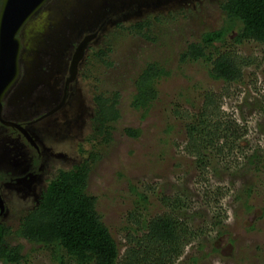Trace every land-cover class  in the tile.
<instances>
[{
  "label": "rangeland",
  "instance_id": "1",
  "mask_svg": "<svg viewBox=\"0 0 264 264\" xmlns=\"http://www.w3.org/2000/svg\"><path fill=\"white\" fill-rule=\"evenodd\" d=\"M225 1L147 0L141 6L131 0H48L25 25L21 72L4 99L6 117L20 122L61 104L76 48L87 35H97L64 105L33 125L48 153L45 182L33 185L34 192L0 185L1 222L10 229L6 241L23 245L21 264H58L50 250L16 231L60 168L84 164L90 167L87 191L98 197L97 208L122 253L126 227L136 225L128 219L131 210L140 206L146 213V206L153 217L175 205L164 197H179L184 205L178 212L197 235L176 264H264V44H236L233 35L224 45L216 43L250 61L240 83L213 79L206 59H184L191 43L225 24ZM142 21L149 23L144 34L132 29ZM151 63L164 73L156 81L158 97L145 111L133 102L137 79ZM209 92L222 103L215 120L234 130L215 138L203 164L189 150L187 126ZM99 95H118L120 118L110 127L96 121ZM127 128L141 133L133 137ZM236 133L241 138L232 145ZM22 153L37 156L24 137L0 125V168L19 176L30 163Z\"/></svg>",
  "mask_w": 264,
  "mask_h": 264
},
{
  "label": "trees",
  "instance_id": "2",
  "mask_svg": "<svg viewBox=\"0 0 264 264\" xmlns=\"http://www.w3.org/2000/svg\"><path fill=\"white\" fill-rule=\"evenodd\" d=\"M2 2L0 0V9ZM221 8L225 24L219 29L204 32L198 43H191L184 59H206L212 64L209 74L213 79L240 83L244 81L243 68L250 61L231 50L223 51L216 43L224 45L233 35L232 40L236 44L245 41L264 44V0H226ZM146 27L149 23L142 21L133 25L132 29L142 33ZM235 31L236 34H233ZM163 73V68L155 63L143 70L136 82L135 108L150 109L158 97L156 81ZM96 101V121L102 128L110 127V123L120 118L118 95H99ZM221 106L216 95L205 94L202 111L196 121L187 126L189 150L197 155L199 163L206 164V153L216 143V137L234 130L227 122L215 120ZM126 133L138 137L141 130L127 128ZM240 138L241 135L236 133L233 141L229 142L234 145ZM217 152H223L219 145ZM89 174L90 167L85 164L60 168L49 180L37 207L23 218L16 234L50 250L58 264H176L197 235L188 220L178 212L184 205L183 199L164 197L165 204L173 200L175 205L171 211L153 217L146 206V213L140 206L131 210L128 219L136 225L126 227V248L122 253L121 245L97 208L98 197L87 191ZM141 196L146 199L145 195ZM9 230L0 218V264H21L25 258L23 245L7 243Z\"/></svg>",
  "mask_w": 264,
  "mask_h": 264
},
{
  "label": "water",
  "instance_id": "3",
  "mask_svg": "<svg viewBox=\"0 0 264 264\" xmlns=\"http://www.w3.org/2000/svg\"><path fill=\"white\" fill-rule=\"evenodd\" d=\"M48 0H3L0 9V116L4 99L16 83L21 72L23 41L21 32ZM95 34L87 35L79 44L71 64L72 78L78 71L85 50ZM2 118V117H1ZM25 133L33 142L26 129L18 123H9Z\"/></svg>",
  "mask_w": 264,
  "mask_h": 264
},
{
  "label": "flooded vegetation",
  "instance_id": "4",
  "mask_svg": "<svg viewBox=\"0 0 264 264\" xmlns=\"http://www.w3.org/2000/svg\"><path fill=\"white\" fill-rule=\"evenodd\" d=\"M131 1L137 2L141 6H144L146 4L145 1H147V0H131ZM149 1H151L152 5H153V3H155V1L159 2V3H164L166 0H149ZM152 5L148 4L145 6V8L153 9L154 7ZM139 10H140L139 12H142V9H139ZM94 34H95V36L97 35V33H94ZM77 73H78V71H77ZM77 73H76V75H77ZM76 75L72 78V72L70 69V76L67 78V81H66V86H65V90H64V98H63L61 104H59L57 107L47 111L46 113L42 114L40 117H38L34 120H31L28 122H20V121L8 119L4 113V105H3L2 114L0 116V125L4 126L5 128L10 129L12 131V133L18 132L20 134V136L24 137L25 140L31 146V148L36 151L37 156L34 157L31 155L30 157H26L25 154L22 153V156H23L22 159L27 160V161L29 160L30 163L28 164L27 167L21 169L19 176H15V174H16L15 172H17V171H13V173H12L10 171L11 169H9V168H0V185H3L4 183L14 184V185H16V187H25L26 189H29L30 191L34 192L35 189H34L33 185L37 186L39 184V186H40L45 182L46 178H44V176L42 174H43V169L45 168V165H46V160H47L46 157H47L48 153H46V151H43L41 149V146L38 145L37 142L39 141V138H38L37 133L33 130V125H35V124H37V122L45 119L47 116H50L55 111H57L60 107H62V105H64L63 103H65V100L69 96L70 83L76 78ZM9 123H18L21 126H23L26 129V131L29 133V135L32 137L35 145L33 144V142L31 140H29L27 138V136L25 135L24 132H22L21 130H19L16 127H13ZM22 159H21L20 165L23 164ZM17 189L19 190V188H17ZM0 206L2 209V212L0 214V218H2V216L5 212V207L3 204V196H2L1 191H0Z\"/></svg>",
  "mask_w": 264,
  "mask_h": 264
}]
</instances>
